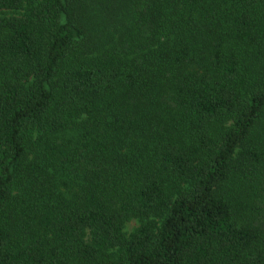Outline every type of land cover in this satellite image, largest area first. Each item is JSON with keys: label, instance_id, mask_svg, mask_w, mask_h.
Returning a JSON list of instances; mask_svg holds the SVG:
<instances>
[{"label": "trees", "instance_id": "1", "mask_svg": "<svg viewBox=\"0 0 264 264\" xmlns=\"http://www.w3.org/2000/svg\"><path fill=\"white\" fill-rule=\"evenodd\" d=\"M262 119L264 0H0V264H264Z\"/></svg>", "mask_w": 264, "mask_h": 264}, {"label": "rangeland", "instance_id": "2", "mask_svg": "<svg viewBox=\"0 0 264 264\" xmlns=\"http://www.w3.org/2000/svg\"><path fill=\"white\" fill-rule=\"evenodd\" d=\"M263 133L264 119H262L260 132L258 134L261 135ZM251 188H253V190L251 191L250 198H246L249 196L242 192V186H235V189L239 196L238 199L244 198L239 200L236 206L241 216L242 222H256L261 227H264V167L259 170L256 175H254ZM259 208H261L262 213L259 212ZM139 225V221L137 219H133L126 223L125 232L129 236L134 232V230L139 227Z\"/></svg>", "mask_w": 264, "mask_h": 264}]
</instances>
